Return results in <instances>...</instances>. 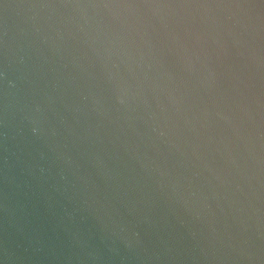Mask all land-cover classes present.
Wrapping results in <instances>:
<instances>
[{
    "label": "water",
    "instance_id": "1",
    "mask_svg": "<svg viewBox=\"0 0 264 264\" xmlns=\"http://www.w3.org/2000/svg\"><path fill=\"white\" fill-rule=\"evenodd\" d=\"M0 264H264V0H0Z\"/></svg>",
    "mask_w": 264,
    "mask_h": 264
}]
</instances>
